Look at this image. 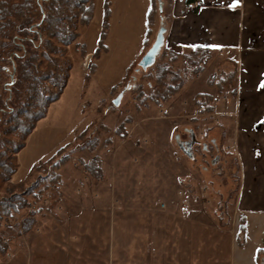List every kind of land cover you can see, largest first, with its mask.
Instances as JSON below:
<instances>
[{
	"label": "rangeland",
	"instance_id": "1",
	"mask_svg": "<svg viewBox=\"0 0 264 264\" xmlns=\"http://www.w3.org/2000/svg\"><path fill=\"white\" fill-rule=\"evenodd\" d=\"M110 2L107 51L95 56L105 14V0H96L92 22L79 29L77 42L85 44V55L74 45L68 48L72 70L67 87L28 136L24 149L7 156L15 159L17 170L9 183L0 181V200H4L7 187L19 185L32 167L69 146L67 160L56 170L62 183L55 192L76 200L71 207L75 212H69L61 199L55 205L49 200L32 205L24 217L34 211L37 223L28 234L20 232L7 242L10 257L4 264H232L236 243L232 230L242 217L236 215L240 170L237 159L222 145V133L228 129L221 114L225 98L236 94L226 90L219 95L209 80L237 71L235 59L218 51L204 73L172 99L161 100L172 76L158 85L155 77L145 74L155 73L165 48L180 54L191 48L183 51L165 42L150 70L135 73L159 29L168 30V2L156 0L148 36L151 0ZM129 67L132 72L125 79ZM182 68L179 60L172 70ZM141 88L155 101L140 102L138 109ZM120 94V105L115 106ZM200 95L214 98L211 110L201 104ZM83 133L84 140H76ZM98 133L97 147L87 150V141ZM20 137L13 139L19 143ZM60 160L56 158L55 164ZM80 161L99 163L102 180L90 175ZM45 175L33 172L24 189ZM13 191V195L22 192ZM107 196L110 201L104 203L101 198ZM89 199H99L95 204L100 208L110 203L116 214H97ZM5 223L12 225L8 219ZM237 237L241 238L240 228Z\"/></svg>",
	"mask_w": 264,
	"mask_h": 264
},
{
	"label": "trees",
	"instance_id": "2",
	"mask_svg": "<svg viewBox=\"0 0 264 264\" xmlns=\"http://www.w3.org/2000/svg\"><path fill=\"white\" fill-rule=\"evenodd\" d=\"M191 5L197 0H186ZM96 0H0V181L9 183L16 173L17 165L11 154H18L25 147V141L35 130L38 122L45 119L49 107L60 100L67 87L72 70V61L67 56V50L74 45L83 55L86 46L77 42L81 34L80 28L87 27L93 20ZM110 0H105L104 20L98 40L99 52H106L105 39L109 29ZM156 14V0H151V7L147 15V36L154 24ZM166 28V27H165ZM147 43V39L145 40ZM219 49L209 46H195L187 53L180 54L165 48L154 69L155 73L148 77H155L156 83L162 85L168 76H172V83L166 96L161 100L168 101L179 94L185 85L193 78L206 71L208 62L217 54ZM183 63L179 72H174L173 65ZM150 70V69H149ZM132 72V67L126 71V78ZM136 71L135 74H139ZM133 78H136L134 76ZM237 78V71L227 75L226 78L209 80L211 87L216 86L219 95L226 90H233ZM115 89V88H114ZM113 89V91H114ZM204 99L201 103L211 110L214 98L211 95H200ZM138 109L147 101H155L152 96H146L143 89L138 91ZM140 102L142 104H140ZM20 135L21 141L13 139ZM87 134L83 133L76 140H84ZM87 141V140H86ZM85 148L95 150L99 143V133ZM69 146L59 149L49 160L32 167L27 178L19 185H10L6 188L8 195L0 200V257L6 259L12 241L22 232L28 234L37 223V214L29 211L32 205L45 200L57 204L61 195L55 192L60 187L61 177L56 173L58 167L67 160L65 156ZM55 164L56 158H60ZM80 163L85 170L96 179L103 178L99 163ZM48 168H51L48 172ZM33 172L46 175L39 177L24 189L27 179ZM13 189L22 192L13 195ZM52 205V206H53ZM22 217V218H21ZM6 219L12 224L8 227ZM18 221L20 225H18ZM246 234V218L241 217L240 237H237L239 247L244 246ZM7 240V242H6Z\"/></svg>",
	"mask_w": 264,
	"mask_h": 264
},
{
	"label": "crops",
	"instance_id": "3",
	"mask_svg": "<svg viewBox=\"0 0 264 264\" xmlns=\"http://www.w3.org/2000/svg\"><path fill=\"white\" fill-rule=\"evenodd\" d=\"M162 1L168 2L165 10L171 18L165 38L168 46L183 51L209 46L235 59L236 95L222 104L221 121L228 129L222 133V145L239 165L236 215L246 218V234L244 246L239 247L240 223L235 222L232 264H264V0H239L236 8L229 7L232 0H197L191 5L186 0ZM104 198V203L110 201ZM64 200L74 213L71 207L76 200L62 194ZM96 201L89 199L94 212L114 217L110 203L100 208ZM129 231L133 239V225Z\"/></svg>",
	"mask_w": 264,
	"mask_h": 264
},
{
	"label": "water",
	"instance_id": "4",
	"mask_svg": "<svg viewBox=\"0 0 264 264\" xmlns=\"http://www.w3.org/2000/svg\"><path fill=\"white\" fill-rule=\"evenodd\" d=\"M166 31H167V29L165 27H161L159 29L154 43L152 44V46L148 49V51L145 53V55L139 61L138 69L136 70L137 72H139L140 70L146 71L147 69H149L150 67H152L155 64L157 57L159 56V54H160V52L164 46ZM121 97H122V95L120 94L113 101V104L115 106L120 105Z\"/></svg>",
	"mask_w": 264,
	"mask_h": 264
},
{
	"label": "snow or ice",
	"instance_id": "5",
	"mask_svg": "<svg viewBox=\"0 0 264 264\" xmlns=\"http://www.w3.org/2000/svg\"><path fill=\"white\" fill-rule=\"evenodd\" d=\"M239 5V0H232V3L229 5L231 8H236ZM261 87L264 88V84H261Z\"/></svg>",
	"mask_w": 264,
	"mask_h": 264
},
{
	"label": "built area",
	"instance_id": "6",
	"mask_svg": "<svg viewBox=\"0 0 264 264\" xmlns=\"http://www.w3.org/2000/svg\"><path fill=\"white\" fill-rule=\"evenodd\" d=\"M6 242H7V240H6ZM9 257H10V255L8 254L7 258H9ZM7 258L3 259L2 257H0V264H4V261H6Z\"/></svg>",
	"mask_w": 264,
	"mask_h": 264
},
{
	"label": "flooded vegetation",
	"instance_id": "7",
	"mask_svg": "<svg viewBox=\"0 0 264 264\" xmlns=\"http://www.w3.org/2000/svg\"><path fill=\"white\" fill-rule=\"evenodd\" d=\"M187 147L189 148V145H187Z\"/></svg>",
	"mask_w": 264,
	"mask_h": 264
}]
</instances>
